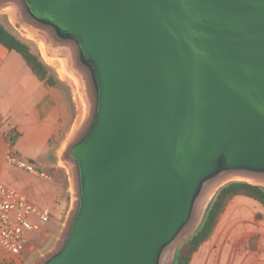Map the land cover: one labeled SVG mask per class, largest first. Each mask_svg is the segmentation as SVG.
Segmentation results:
<instances>
[{
    "label": "water",
    "instance_id": "1",
    "mask_svg": "<svg viewBox=\"0 0 264 264\" xmlns=\"http://www.w3.org/2000/svg\"><path fill=\"white\" fill-rule=\"evenodd\" d=\"M77 90L72 209L39 264H173L216 193L264 187V0H0Z\"/></svg>",
    "mask_w": 264,
    "mask_h": 264
},
{
    "label": "crops",
    "instance_id": "2",
    "mask_svg": "<svg viewBox=\"0 0 264 264\" xmlns=\"http://www.w3.org/2000/svg\"><path fill=\"white\" fill-rule=\"evenodd\" d=\"M72 112L66 86L40 81L19 53L0 44V183L21 169L7 164L11 152L44 170L54 169ZM251 234L259 235L260 243L247 257ZM5 259L6 253L0 255V264ZM190 264H264V206L250 197H234Z\"/></svg>",
    "mask_w": 264,
    "mask_h": 264
},
{
    "label": "rangeland",
    "instance_id": "3",
    "mask_svg": "<svg viewBox=\"0 0 264 264\" xmlns=\"http://www.w3.org/2000/svg\"><path fill=\"white\" fill-rule=\"evenodd\" d=\"M0 23L17 37L27 40L33 47V50L40 54L45 64L52 69L55 83L62 84L68 88L73 108V116L71 125L68 128L69 131L67 132V135L63 136V147L65 142L71 138L82 114L76 88L63 75L61 64L57 61L49 60L44 55L41 41L33 39L24 33L22 34L19 28L15 26L9 13H0ZM40 170L48 175L51 180L34 176L24 169H18L15 173L14 179L6 177L2 182L7 188L13 189L26 197L32 204L41 208H50L53 212V218L48 224L45 234L39 236L36 240V250L27 253L24 256V262L18 264H39L44 258L48 257L60 244L61 239L64 236L63 234L65 232L68 218L71 214L73 201L71 189L72 178L68 168L61 162L59 154L54 169L44 170L40 168ZM8 181H12L13 183H8ZM259 243L260 236L251 234L250 239L245 243L247 246V257L251 256L254 251L258 250ZM0 255H5L1 247ZM3 264H9L7 259H5V263Z\"/></svg>",
    "mask_w": 264,
    "mask_h": 264
},
{
    "label": "built area",
    "instance_id": "4",
    "mask_svg": "<svg viewBox=\"0 0 264 264\" xmlns=\"http://www.w3.org/2000/svg\"><path fill=\"white\" fill-rule=\"evenodd\" d=\"M7 164L51 180L37 165L23 160L15 152L8 154ZM52 218L50 208L36 206L0 183V247L8 255L9 264L23 263L24 256L36 250V239L45 234Z\"/></svg>",
    "mask_w": 264,
    "mask_h": 264
},
{
    "label": "trees",
    "instance_id": "5",
    "mask_svg": "<svg viewBox=\"0 0 264 264\" xmlns=\"http://www.w3.org/2000/svg\"><path fill=\"white\" fill-rule=\"evenodd\" d=\"M0 44L9 51L19 53L40 81L49 86L56 85L52 69L45 64L40 54L33 50L27 40L17 37L1 23ZM236 196L250 197L264 206V187L244 181H235L225 185L212 199L197 232L177 249L173 264H190L194 253L210 238L228 204Z\"/></svg>",
    "mask_w": 264,
    "mask_h": 264
},
{
    "label": "bare ground",
    "instance_id": "6",
    "mask_svg": "<svg viewBox=\"0 0 264 264\" xmlns=\"http://www.w3.org/2000/svg\"><path fill=\"white\" fill-rule=\"evenodd\" d=\"M63 148V147H62ZM62 148L59 150V154L61 153V151H62Z\"/></svg>",
    "mask_w": 264,
    "mask_h": 264
}]
</instances>
